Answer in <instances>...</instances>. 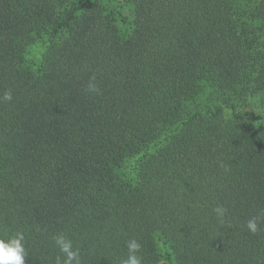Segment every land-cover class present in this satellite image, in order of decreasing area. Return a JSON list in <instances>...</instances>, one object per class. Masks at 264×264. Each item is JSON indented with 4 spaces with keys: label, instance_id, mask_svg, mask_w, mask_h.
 <instances>
[{
    "label": "trees",
    "instance_id": "16d2710c",
    "mask_svg": "<svg viewBox=\"0 0 264 264\" xmlns=\"http://www.w3.org/2000/svg\"><path fill=\"white\" fill-rule=\"evenodd\" d=\"M125 3L0 0V238L25 264L60 233L82 264L132 239L144 264H264V0Z\"/></svg>",
    "mask_w": 264,
    "mask_h": 264
},
{
    "label": "clouds",
    "instance_id": "9594fccd",
    "mask_svg": "<svg viewBox=\"0 0 264 264\" xmlns=\"http://www.w3.org/2000/svg\"><path fill=\"white\" fill-rule=\"evenodd\" d=\"M87 93L101 94V89L96 83L95 76L89 78V82L85 89ZM13 100L11 89L6 90L2 96H0V102H10ZM228 209L223 205H218L213 208L217 219L223 223L224 217L227 214ZM261 215H264V210L261 211ZM259 217H253L246 222L245 227L252 234L258 233L260 230L258 224ZM52 240L56 247H58L60 253H63V259L60 256L56 257V264H82L79 248L73 247V241L69 239L63 233L56 234L52 237ZM25 234L22 231L15 232L14 235L2 239L0 238V264H25V257L28 256L25 249ZM128 249L127 258L121 261V264H144L143 256L140 254L142 251V245L136 239H132L126 242Z\"/></svg>",
    "mask_w": 264,
    "mask_h": 264
},
{
    "label": "rangeland",
    "instance_id": "374dc122",
    "mask_svg": "<svg viewBox=\"0 0 264 264\" xmlns=\"http://www.w3.org/2000/svg\"><path fill=\"white\" fill-rule=\"evenodd\" d=\"M120 1H121L122 3L125 4V6H124V13L127 14V15L132 19V12H131V8H130V6H128V5L125 3L126 0H120ZM118 25H119V27H120L121 29H123V26H122V24H121L120 22H118ZM263 120H264V118H263Z\"/></svg>",
    "mask_w": 264,
    "mask_h": 264
}]
</instances>
